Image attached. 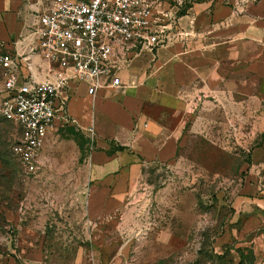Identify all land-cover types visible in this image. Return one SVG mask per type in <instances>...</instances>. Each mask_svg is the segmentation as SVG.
Wrapping results in <instances>:
<instances>
[{
  "label": "rangeland",
  "instance_id": "rangeland-1",
  "mask_svg": "<svg viewBox=\"0 0 264 264\" xmlns=\"http://www.w3.org/2000/svg\"><path fill=\"white\" fill-rule=\"evenodd\" d=\"M193 1L174 0V17ZM46 2L0 5L23 8L27 34ZM258 104L254 96L252 106L211 107L203 120L187 122L175 156L133 162L127 185L117 188L120 199L96 217L88 210L85 174L53 170L59 147L41 150L36 172L24 170L12 150L14 125L0 116V264H241V253L243 264H264V104ZM63 153L72 162L69 149Z\"/></svg>",
  "mask_w": 264,
  "mask_h": 264
},
{
  "label": "crops",
  "instance_id": "crops-1",
  "mask_svg": "<svg viewBox=\"0 0 264 264\" xmlns=\"http://www.w3.org/2000/svg\"><path fill=\"white\" fill-rule=\"evenodd\" d=\"M18 11L0 5V50L21 44L29 18ZM174 26L182 33L170 43L131 54L119 72L122 86L94 95L77 86L67 105L70 123L49 132L39 149L38 161L42 149L59 147L53 170L85 174L92 217L113 209L133 162L170 161L185 124L203 120L206 109L252 106L254 96L264 104V0H195L175 15ZM66 126L87 139L84 150L72 136L52 140ZM66 148L70 163L63 161L66 152L60 155Z\"/></svg>",
  "mask_w": 264,
  "mask_h": 264
},
{
  "label": "built area",
  "instance_id": "built-area-1",
  "mask_svg": "<svg viewBox=\"0 0 264 264\" xmlns=\"http://www.w3.org/2000/svg\"><path fill=\"white\" fill-rule=\"evenodd\" d=\"M173 1L47 0L35 10L20 46L0 52V116L14 125L12 150L24 170L37 171L48 133L70 123L67 105L77 86L89 95L120 87L132 53L181 35ZM36 56L48 64L36 62L38 74L30 66Z\"/></svg>",
  "mask_w": 264,
  "mask_h": 264
},
{
  "label": "trees",
  "instance_id": "trees-1",
  "mask_svg": "<svg viewBox=\"0 0 264 264\" xmlns=\"http://www.w3.org/2000/svg\"><path fill=\"white\" fill-rule=\"evenodd\" d=\"M178 13H183L182 11H178ZM3 119V118H2ZM5 120V119H3ZM63 134L66 136H72L77 143L79 144V146L81 147V149L84 150L85 148V144L87 143V139H85V137L82 135V133L80 131H78L76 128H74L73 126H66L65 128H63ZM239 262L241 264H243V260H242V253H241V258L239 260Z\"/></svg>",
  "mask_w": 264,
  "mask_h": 264
}]
</instances>
